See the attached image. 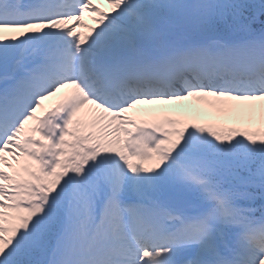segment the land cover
<instances>
[{"label": "snow or ice", "instance_id": "snow-or-ice-1", "mask_svg": "<svg viewBox=\"0 0 264 264\" xmlns=\"http://www.w3.org/2000/svg\"><path fill=\"white\" fill-rule=\"evenodd\" d=\"M0 264H264V0H0Z\"/></svg>", "mask_w": 264, "mask_h": 264}, {"label": "bare ground", "instance_id": "bare-ground-1", "mask_svg": "<svg viewBox=\"0 0 264 264\" xmlns=\"http://www.w3.org/2000/svg\"><path fill=\"white\" fill-rule=\"evenodd\" d=\"M88 28H90V26L89 27L87 26V27H85L83 29H77V31H81V32H85L86 33ZM185 104H193L196 108H198V106H196L197 104H196L195 101H187V102H185ZM200 106H202V105H200ZM201 108H203V111H207L208 112V109H205L203 106Z\"/></svg>", "mask_w": 264, "mask_h": 264}, {"label": "rangeland", "instance_id": "rangeland-1", "mask_svg": "<svg viewBox=\"0 0 264 264\" xmlns=\"http://www.w3.org/2000/svg\"><path fill=\"white\" fill-rule=\"evenodd\" d=\"M184 103H185V102H184ZM196 104H197V103H196ZM192 105H193V104H192ZM196 106H198V105H196ZM198 109H201V110L203 111V108H201V106H198ZM210 111H211V110H209L208 112L210 113ZM211 116H214V115H209L208 117L201 118V122H202L204 119H207V120H209L210 122H214V121L212 120ZM209 118H210V119H209ZM219 119H222V118L217 117V120H219Z\"/></svg>", "mask_w": 264, "mask_h": 264}]
</instances>
